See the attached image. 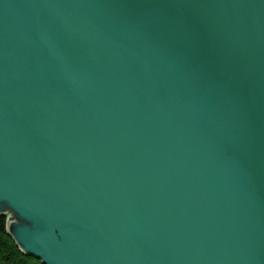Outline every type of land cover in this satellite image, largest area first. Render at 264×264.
Masks as SVG:
<instances>
[{"label":"water","instance_id":"95a60500","mask_svg":"<svg viewBox=\"0 0 264 264\" xmlns=\"http://www.w3.org/2000/svg\"><path fill=\"white\" fill-rule=\"evenodd\" d=\"M43 264H264V0H0V217Z\"/></svg>","mask_w":264,"mask_h":264},{"label":"trees","instance_id":"16d2710c","mask_svg":"<svg viewBox=\"0 0 264 264\" xmlns=\"http://www.w3.org/2000/svg\"><path fill=\"white\" fill-rule=\"evenodd\" d=\"M7 217H0V264H43L26 256L8 233Z\"/></svg>","mask_w":264,"mask_h":264}]
</instances>
